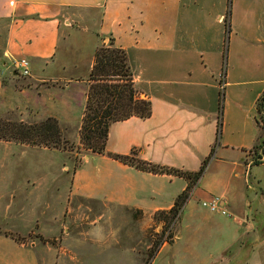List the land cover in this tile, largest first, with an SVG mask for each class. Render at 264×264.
Here are the masks:
<instances>
[{
    "label": "crops",
    "instance_id": "1",
    "mask_svg": "<svg viewBox=\"0 0 264 264\" xmlns=\"http://www.w3.org/2000/svg\"><path fill=\"white\" fill-rule=\"evenodd\" d=\"M77 33L85 36L87 48ZM106 41L126 51L134 84L151 102L149 116L132 115L109 125L106 150L127 154L136 148L144 159L196 170L217 139L185 204L216 195L225 209L221 213L227 214L226 205L242 198L250 219L227 217L223 227L202 216L210 244L196 258L199 264H264V235L253 226L254 205L246 194V188L252 196L258 193L255 186L264 188V153L257 150L258 162L250 159L252 146L264 136L255 119L264 62L254 71L244 62L222 74L225 56L247 60L259 53L264 60V0H0V113L12 109L24 121L55 116L63 135L79 143L94 53ZM20 57L29 60V74L15 69ZM9 66L12 76L6 74ZM220 89L232 106L225 98L218 133ZM82 149L80 163L70 171L63 215L77 199L85 214L88 203H97L130 216L140 209L139 221L147 217L149 222L155 210L172 205L187 182ZM55 152L66 154L57 147L0 138V187L5 188L0 199L14 198L23 183L34 185L23 172L29 155ZM259 204L264 208V196ZM97 230L85 232L86 240L98 242ZM179 234L177 229L175 239Z\"/></svg>",
    "mask_w": 264,
    "mask_h": 264
},
{
    "label": "rangeland",
    "instance_id": "2",
    "mask_svg": "<svg viewBox=\"0 0 264 264\" xmlns=\"http://www.w3.org/2000/svg\"><path fill=\"white\" fill-rule=\"evenodd\" d=\"M76 35L82 40L85 37L78 33ZM83 42L87 48V40ZM107 44L108 41L103 42V45ZM223 62L224 70L245 62L254 71L264 60L257 53L247 60L225 56ZM6 70V74L12 76L13 66ZM220 97L222 106L225 98L227 107L232 106V99L227 101L225 97V89H220ZM0 114L18 118L17 112L12 109ZM71 142L70 149H65L66 154L29 155L23 172L34 179V185L23 183V188L18 187L14 198L0 199V264H142L153 241L160 237L161 222H147V217L139 221L140 216H130L114 206L88 203L85 214V205L74 199L69 214L63 215L70 171L80 163L83 151L80 142ZM257 150L259 148L250 150L252 162H255ZM68 155L72 158L69 172L63 167L70 161ZM16 176H19V171H16ZM0 189L5 190L4 187ZM255 189L258 192L255 196H252V189L249 188H246V194L251 206L254 205V209H251V216L256 220L253 226L262 236L264 208L258 203L264 196V188L255 186ZM203 198H190L184 205L179 228L177 219L172 229L168 227L162 234L166 238L173 234L171 242L175 239L177 229L179 236L173 243L166 241L167 244H162L149 264H199L196 257L200 249L210 244V231H207L205 221L224 227L229 222L227 217L246 218L249 215L250 219L248 205L242 198L233 205H226L227 214L210 211L202 204ZM202 216L207 220H202ZM92 219L95 224L91 225ZM91 230L94 234L95 230L100 233L98 242L91 237L86 240L85 232ZM10 234L19 235L22 241L15 240ZM247 242H251L250 237Z\"/></svg>",
    "mask_w": 264,
    "mask_h": 264
},
{
    "label": "trees",
    "instance_id": "3",
    "mask_svg": "<svg viewBox=\"0 0 264 264\" xmlns=\"http://www.w3.org/2000/svg\"><path fill=\"white\" fill-rule=\"evenodd\" d=\"M229 7L224 18L225 30H230L228 19ZM111 44L100 45L94 53V60L88 76L86 90V102L79 127V142L83 148L93 152H103L122 162L135 167L157 173H171L185 177V187L177 194L172 205L168 208L157 209L153 212V220L161 222V233L155 239L148 250L147 257L142 264H149L159 250L160 246L171 242L173 234L168 238L163 237L166 228L172 229V225L179 218L181 209L191 195L198 179L202 176L210 157L214 153L213 144L210 153L203 158L201 165L196 170H184L178 167L156 163L144 159L138 155L136 148L130 153L123 154L106 150V139L109 125L116 120L124 119L132 115L140 117L149 116L151 102L148 98L140 96L139 90L134 84L126 51ZM224 62L222 74H224ZM222 94V92H221ZM257 123L264 129V90L255 101ZM222 100L219 101L218 133L221 127ZM0 138L15 140L33 145L70 149L72 142L63 135L62 127L55 116H46L42 119L24 121L13 119L0 114ZM253 149H261L264 153V136L252 146ZM261 154H257L255 162L259 161ZM142 214L140 209L133 212V216ZM15 240L22 241L19 235L10 234Z\"/></svg>",
    "mask_w": 264,
    "mask_h": 264
},
{
    "label": "built area",
    "instance_id": "4",
    "mask_svg": "<svg viewBox=\"0 0 264 264\" xmlns=\"http://www.w3.org/2000/svg\"><path fill=\"white\" fill-rule=\"evenodd\" d=\"M14 67L24 75L29 74V60L27 59V57H20L15 59ZM220 201V197L215 195L209 200H203L202 204L207 206L210 210L225 212V209L221 207Z\"/></svg>",
    "mask_w": 264,
    "mask_h": 264
}]
</instances>
